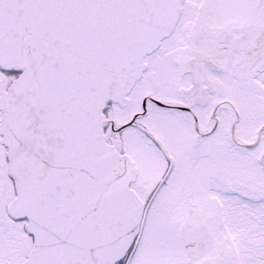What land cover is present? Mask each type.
<instances>
[{
  "label": "snow or ice",
  "instance_id": "1",
  "mask_svg": "<svg viewBox=\"0 0 264 264\" xmlns=\"http://www.w3.org/2000/svg\"><path fill=\"white\" fill-rule=\"evenodd\" d=\"M0 264H264V0H0Z\"/></svg>",
  "mask_w": 264,
  "mask_h": 264
}]
</instances>
